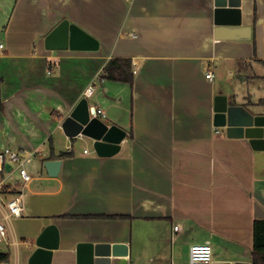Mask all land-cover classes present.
Instances as JSON below:
<instances>
[{
	"label": "crops",
	"instance_id": "0c3cea01",
	"mask_svg": "<svg viewBox=\"0 0 264 264\" xmlns=\"http://www.w3.org/2000/svg\"><path fill=\"white\" fill-rule=\"evenodd\" d=\"M214 3L0 0V152L32 154L27 167L38 171L29 183L5 175L0 196L21 193L24 207L5 220L0 208L9 261L78 264L79 243L108 242L111 264H189L190 246L210 241L214 260L253 264L264 150L216 126L214 101L227 95L264 114V0H242V24L219 37ZM64 18L99 48H47ZM111 58L132 60L133 84L103 77ZM99 91L103 105L90 100ZM84 97L127 131L117 154L101 157L88 137L65 134ZM56 159L53 177L44 163Z\"/></svg>",
	"mask_w": 264,
	"mask_h": 264
},
{
	"label": "water",
	"instance_id": "95a60500",
	"mask_svg": "<svg viewBox=\"0 0 264 264\" xmlns=\"http://www.w3.org/2000/svg\"><path fill=\"white\" fill-rule=\"evenodd\" d=\"M214 24L216 36L224 35L227 28L242 24V0H214ZM49 49L89 48L98 49L99 42L68 18L61 20L46 36ZM214 124L223 127L229 137L247 138L255 150H264V114H256L243 105L236 104L227 95H217L214 101ZM62 128L69 138L88 137L94 151L101 157H110L121 150L127 131L117 124H108L99 117H91L89 101L82 98L62 122ZM50 176L60 173L62 160H47L44 163ZM6 170L12 164L6 162ZM42 233L40 238L46 234ZM40 238L38 241H40ZM112 244L108 242H81L78 245V264H111ZM213 264H232L229 260H214Z\"/></svg>",
	"mask_w": 264,
	"mask_h": 264
},
{
	"label": "built area",
	"instance_id": "2783aa9c",
	"mask_svg": "<svg viewBox=\"0 0 264 264\" xmlns=\"http://www.w3.org/2000/svg\"><path fill=\"white\" fill-rule=\"evenodd\" d=\"M5 50V43L0 35V53ZM213 72L210 70L207 73V77L212 79ZM93 92V87L89 86L86 90L87 96L91 95ZM89 111L91 117H99L104 120L106 118V112L103 108L90 105ZM216 132H220L217 128ZM85 151H88L85 149ZM32 161V154L24 155L18 150H12L10 148H4L0 152V189L5 185V175L8 173L18 172L20 180L22 182L29 183L32 180V176L27 169V164ZM10 162L12 164V169L6 170L5 164ZM5 210V216L8 219L10 217H17L23 214V197L21 193H16L9 201L3 204ZM0 216V242H7V226ZM175 230L179 229V225L174 226ZM214 262V250L212 243L210 241H205L203 243H194L190 246V259L189 264H213ZM0 264H13L9 260L0 261Z\"/></svg>",
	"mask_w": 264,
	"mask_h": 264
},
{
	"label": "trees",
	"instance_id": "16d2710c",
	"mask_svg": "<svg viewBox=\"0 0 264 264\" xmlns=\"http://www.w3.org/2000/svg\"><path fill=\"white\" fill-rule=\"evenodd\" d=\"M103 77L133 84L134 70L132 60L129 58H111L104 66ZM4 110V103L0 99V112ZM68 155V153H66ZM64 155V154H63ZM254 246L252 251V263L264 264V219L254 221ZM9 254L0 251V261L8 260Z\"/></svg>",
	"mask_w": 264,
	"mask_h": 264
},
{
	"label": "rangeland",
	"instance_id": "374dc122",
	"mask_svg": "<svg viewBox=\"0 0 264 264\" xmlns=\"http://www.w3.org/2000/svg\"><path fill=\"white\" fill-rule=\"evenodd\" d=\"M103 96H102V94H100V91L98 92V94H94V95H92L91 96V98H90V100H91V102L92 103H96V104H102L103 105V103H102V101H103ZM105 105H107V104H104V106ZM77 145V147H81V148H83V147H85L86 146V144H85V142H82V141H77V143H76ZM88 144V146H89V149L90 150H92L94 153H95V151H94V147H93V145H92V142L91 143H87ZM36 163V162H35ZM36 165V164H35ZM27 169H28V171H29V173L31 174V176L34 174V175H36V173H38V171L36 170V167H34V168H31V167H27ZM17 180H20V177H19V174H18V172H15V176H14V178L12 179V180H10V182H16ZM21 181V180H20ZM8 189H10V188H8V187H6V186H4L2 189H0V195H2V196H4L3 194H5V193H9V191H8ZM9 200V198L8 197H1L0 196V208H1V206L4 204V203H6L7 201ZM25 246L24 245H21V248L23 249Z\"/></svg>",
	"mask_w": 264,
	"mask_h": 264
}]
</instances>
